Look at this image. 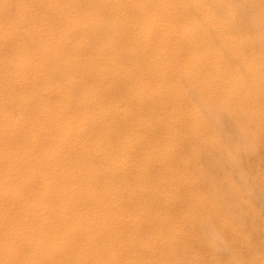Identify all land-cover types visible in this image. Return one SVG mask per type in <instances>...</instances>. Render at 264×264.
Returning a JSON list of instances; mask_svg holds the SVG:
<instances>
[{
  "label": "bare ground",
  "instance_id": "bare-ground-1",
  "mask_svg": "<svg viewBox=\"0 0 264 264\" xmlns=\"http://www.w3.org/2000/svg\"><path fill=\"white\" fill-rule=\"evenodd\" d=\"M263 130L264 0H0V264H264Z\"/></svg>",
  "mask_w": 264,
  "mask_h": 264
},
{
  "label": "rangeland",
  "instance_id": "rangeland-1",
  "mask_svg": "<svg viewBox=\"0 0 264 264\" xmlns=\"http://www.w3.org/2000/svg\"><path fill=\"white\" fill-rule=\"evenodd\" d=\"M243 7H244V6H243ZM241 10L243 11V12H241V14H242V16H243V18H241V20L243 19L241 22H243V24H245L244 22H246V20H244V19H246L245 16H246L247 13H246L245 10H243V9H241ZM247 16H248V15H247ZM244 17H245V18H244ZM231 128H232V127H231ZM231 128H230V129H231ZM232 129H233V130H232ZM232 129L230 130V132H232L231 134L233 135V132H234L235 129H234V128H232ZM236 133H238V132L236 131ZM236 133H234L235 136H232V135H231V136L233 137V139H234V138L236 139V136H238V134H236ZM229 135H230V133H229ZM259 137H260V141H258V144L255 143L254 146H253L252 143L249 141V139L245 138V140H246V142H247V143H246V147H247V148H246V147H243V145L245 144V140H243L244 142L241 141V139H239V138H241V137H239V138H237V139L235 140V141H236L235 144H236V143H237V140L239 139V143H237V146L239 147V149L241 148L240 145L244 143V144L242 145V148L240 149L239 152L242 153V150H243V151L248 155V156H247L245 153H243V155H242L241 153H239V152L237 153V157H236V158H237V161H238V160H239V161H242V163H239V162H238V163H239V168H241V170H239V168H238V169H235V171H232V169H231V171H229L230 169H228V168L226 167L227 164H226L225 162H224V165L226 164V166L223 167V165H221V164H223V161L221 162V164H220V160H217V161H216V158H217L216 156H217V155H216L215 153H214V154H215V157H214V155L212 154L213 161H214V163H215V161H216V162H219V164L222 166V169H221V166H220V165H218V164H215V165H214V163L212 162V160L208 161L207 164L205 163L206 165L204 164V166H203L204 171H207V168H208V167H209V168H208V169H209V172L211 171V173H212V170H213V174H215L213 178H216L215 176L218 175V174H217L218 172L220 173L219 176H217V178H216V179L219 180V182H218V180H215V179H214V181H216V183H218V185H219V183L221 184L222 182L225 183V176H226L227 174H229V173L232 174L233 172H235L234 177H233V178L236 179V180H235V183H239L238 180H240V183H239L240 185L237 184V186H239V188H240L241 185H243L244 187H242V188H243L244 190H245V187L248 186L250 189H248V187H247L244 193H248V194H249V192H250V193H251L250 196H251L252 194H253V195L255 194V198H256V199L253 198V197H254L253 195L251 196V198H253L254 201L250 198L249 195H248V199H247V195H245V196H246V197H245L246 200H248V201L250 200L249 203H251V201L254 202V204L251 203L252 206H250V205L247 206L248 209L251 210V212L247 209L246 206H241V205H240V202H239V204H238L239 206H241V207H240V212H241V213H242V210H243V213H242L243 216H240V217L242 218V220H244L243 223H244V222L246 223V224H245V223H244V224H245L247 230L250 229V231L253 230V229H252L253 226H254V227L257 226V223H259V222L262 223V224L264 223V221H263V220H264V191H263V190H264V181H263V180H264V179H263L264 171L261 173V171L264 170V165H263V164H264V161H260L261 159L264 160V159H263L264 156H263V154H262V153H264V147H263V146H264V130H263V133H261V135L259 134ZM247 140H248V141H247ZM240 141L243 142V143H240ZM249 142H250L251 144H248ZM260 142H261V143H260ZM257 145H258V147H259V146H260V147L258 148ZM262 145H263V146H262ZM244 146H245V145H244ZM248 146H249V147H248ZM252 146H253V147H252ZM255 146L257 147V148H256L257 151L254 150V149H255ZM251 147H252V148H251ZM261 147H262V148H261ZM244 148L247 149V150L245 151ZM248 149H249V151H248ZM261 149H262V150H261ZM250 150H251L252 152H250ZM260 150H261V152H260ZM253 151L256 152V154H255ZM259 152H260V153H259ZM211 153H213V152H211ZM257 153H258V155H257ZM238 154H239V155H238ZM250 154H252V155H250ZM253 154H255L254 157H253ZM249 155H250V156H249ZM240 156H241V157H240ZM244 156H245V158H244V160H243V157H244ZM246 156H247L248 158H247ZM255 156H256L257 158H256ZM259 156H260V157H259ZM261 156H262V158H261ZM258 157H259V159H258ZM249 158H251V159L249 160ZM260 158H261V159H260ZM240 159H241V160H240ZM253 159H254V160H253ZM255 159H256V160H255ZM257 159H258V160H257ZM248 160H249V161H248ZM245 161H246V163H245ZM256 161H257V163H256ZM209 162H212V163L209 164ZM250 162L252 163L251 165H250ZM241 164H243L244 166H243V165L241 166ZM247 164H249L250 167H252V168H250ZM253 164H254V166H253ZM255 164H257V168H256V165H255ZM258 164H260V165H258ZM217 165H218V166H217ZM262 165H263V166H262ZM207 166H208V167H207ZM213 166H214V168H213ZM219 166H220V167H219ZM245 166H247L248 168L245 167ZM259 166H260V167H263V169H261ZM216 167H217V168H216ZM218 167H219V168H218ZM228 167H229V166H228ZM242 167H243L244 169H242ZM253 167H255V169H254ZM211 168H212V169H211ZM215 168H216V169H215ZM259 168H260V170H259ZM210 169H211V170H210ZM214 169H215L216 171H215ZM248 169H249V170H248ZM257 169H258L259 171H258ZM217 170H218V171H217ZM221 170H222V171H221ZM225 170H226V171H225ZM236 170H238V171H237L238 175H239L240 173H244V174H246L247 176H246L245 179L248 180V181H250V182L248 183V182H246L245 180H244V181L241 180V179L239 178L238 175L235 176V175H236ZM243 170H244V171H243ZM245 170H246V171H245ZM251 170H253V171H251ZM254 170H255V171H254ZM214 171H215V172H214ZM220 171H221V172H220ZM228 171H229V172H228ZM239 171H241V172H239ZM256 171H257V172H256ZM207 172H208V171H207ZM222 172H224L223 174H225V173H227V172H228V173H227L226 175L223 176V175L221 174ZM255 172L257 173V175H256ZM258 172H259L260 174H259ZM248 173H249V174H248ZM254 173H255V174H254ZM231 174H229V176H232ZM261 174H262V176H261ZM221 175H222L223 177H222ZM249 175H250V176H249ZM254 175H255V179H254V177H253ZM256 177H257V178H256ZM258 177H259V178H258ZM237 178H238V180H237ZM260 178H261L262 180H261ZM257 179H258V180H257ZM254 181H255V182H254ZM257 181H258V182H257ZM242 182H243V183H242ZM262 182H263V183H262ZM224 183H223V184H224ZM245 183H246V184H245ZM256 183H258V184H256ZM261 183H262V184H261ZM244 184H245V185H244ZM247 184H248V185H247ZM259 184H261V185H259ZM262 185H263V186H262ZM219 186H221V185H219ZM257 186H258V187H257ZM259 186H260V187H259ZM225 187H226V185H224V189H223V191H224V190H227V191H228L227 187H226V188H225ZM251 187H252V188H251ZM242 188H240V189L242 190ZM256 188H257V189H256ZM259 189H261V190L259 191ZM244 190H242V191H244ZM227 191H225V192L227 193ZM246 191H247V192H246ZM253 191H254V192H253ZM261 191H262V192H261ZM228 193H229V192H228ZM228 193H227V194H228ZM256 193H259V195L256 194ZM260 193H261V195H260ZM257 195H258V197L261 198V199L258 200ZM262 196H263V197H262ZM255 202H256L259 206H257ZM233 203H236V204H237V202H236L235 200H234ZM250 207H251V208H250ZM255 207H257V208H256L257 210L255 209ZM258 207H259V209H258ZM243 208H244V209H243ZM252 208H253V209H252ZM260 208H261L262 211L260 210ZM241 209H242V210H241ZM246 209H247V210H246ZM254 210H255V211H254ZM259 210H260V211H259ZM253 212H254L255 214H254ZM248 213H249V214L251 213V214H250V217H251V218H249V214H248ZM252 213H253V215H254V218H253V216H251ZM258 213H259V214H258ZM244 214H245V215H244ZM247 215H248V216H247ZM257 215H258V216H257ZM261 215H262L263 217H262ZM255 216H256L258 219H256ZM244 217H246V219H244ZM260 217L263 218V219H260ZM239 219H240V218H239ZM251 219H252V221H249V220H251ZM254 219H255V220H254ZM237 220H238V219H237ZM245 220H246L247 222H246ZM259 220H260V221H259ZM261 220H262V221H261ZM258 221H259V222H258ZM240 222H242L241 219H240ZM247 223H248V224H247ZM255 223H256V224H255ZM254 224H255V225H254ZM247 225H248V226H247ZM249 225H250V226H249ZM263 230H264V229H263ZM246 232H247L246 234L252 233V234H249V235H252V239L255 241V243H254V247H255V249H257V248L259 249V247L261 246V248H260L259 250L257 249V251H258L259 253H261V254H264V252H263V251H264V248H263V247H264V245H263V243H264V231H263V233L260 231L261 233H260L259 236L256 234V232L254 233L253 231H252V232L246 231ZM248 232H249V233H248ZM253 233H254V234H253ZM253 235H254V236H253ZM261 235H262L263 237H261ZM257 236H258V238H257ZM256 238H257V239H256ZM262 238H263V241H262ZM258 239H259V241H258ZM261 241H262L263 243H262ZM257 242H258V243H257ZM261 244H262V245H261ZM256 245H257V246L259 245V246L256 247ZM262 250H263V251H262ZM248 256H250V254L247 255V258H248ZM224 259H225V258H224ZM247 260H248V259H247Z\"/></svg>",
  "mask_w": 264,
  "mask_h": 264
}]
</instances>
